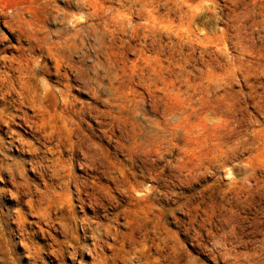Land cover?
<instances>
[{
    "label": "bare ground",
    "instance_id": "6f19581e",
    "mask_svg": "<svg viewBox=\"0 0 264 264\" xmlns=\"http://www.w3.org/2000/svg\"><path fill=\"white\" fill-rule=\"evenodd\" d=\"M54 2H55L54 0H13V1L0 0V26H1V20H2V23H4V25L7 28L5 30V29H2L0 27V54L7 52V50L12 51L10 54L9 53L8 54H2L0 56V99H1L2 103H4V104L8 103L9 104L10 101H12V100H10V97H11L13 100H15L14 102L16 103V106H18V108H16L15 110L18 111V113H22L21 115H14L10 112L7 113L9 106L5 105V107L3 109L4 110L3 113L6 112L5 116L7 118H4L3 122L1 121L2 118H0V127L3 125H7L8 127H10V125L13 126V125H15V123L13 122L14 119L18 118L24 124H26L29 127V129H31V131H32L31 134L34 138V141L29 140V139H25L19 133H17V131H15V132L9 131L12 133L10 135L11 138H10V140H6V141H8L11 145L14 144L16 147H19L20 149H24L25 153L30 154L33 159H31L29 157L31 159L30 165H32V166L29 167L28 169L32 168V170H35L38 173V175L44 179V185H45L44 189L45 190H42L43 189L42 185H41L42 189H38L37 185H35V189L38 191V194L40 195V197L38 199L34 198L35 200L32 201L34 204H38L37 206H35V205L31 206V208L35 209V210H33V212L36 211L39 214V216L37 214V217H39V218L40 217L41 218L42 217L47 218L46 219L47 223L50 220L52 221L53 219H55V218H53V216H55V217L58 216L57 214L52 215L54 212L51 214V211H54V210H52L53 208H56V210H58V212L61 213V215L59 214L60 216L57 217V219H58L57 224L59 227L58 226H56V227L62 228V231H65V234L67 236V237L66 236L65 237L68 239V241L71 244H67L69 242H67V243L64 242V240L66 238L61 242L62 244L57 249H55V251H54V255H55L54 261L56 260L55 261L56 263H53V264H64L63 258L66 256V253H67L66 248L72 249L71 250L72 252L70 250L69 251L71 252L72 256H76V257L82 255L84 251H87L93 257V262L92 261L89 262V263L92 262L91 264H115V262H116L115 260L123 257V253H124V256H126L128 254H131V255L134 254L135 257H140V254H143V255L146 254L148 257H150L152 254L150 255L148 252H150L149 250H151V248H153L156 250L157 253H159V255H157V256L152 255V260L150 261V264H167L168 263L167 261L169 260V258H171L169 254H173L174 251L177 249V246L175 245L174 242H172L174 244H171V245H174L175 248H173V246L172 247L169 246L170 241H168L169 240L168 238H167L168 240H166L167 234L165 237H163L164 234H159L160 233L159 232L160 228H159L158 232L155 235H153L154 238H151V236H152V234H154L156 232L155 231L156 229L154 230V233L152 231V234H150L151 236L149 234L145 235V233L142 236L140 234L141 231L139 232V237L136 236L138 229L142 230V229L138 228V227H140V225H143L142 223H140L142 221V219L149 218V217H151V215L150 216L148 215L149 217H147V216L145 217L143 215V213L145 214V212H143V213H141V212L146 211V210H144V208H141L142 211L140 210L141 211L140 213L144 216V218L140 217L141 219H140L139 223H137L138 221H135L136 217L134 218V215L137 212H135V214H134V210H136V206L138 204H136V206H134V204L137 203L136 201L140 202L142 200L145 201V200L151 199L155 195V193L157 192V188H158L157 187L158 184L157 185L152 184L153 185L152 187L148 186L149 187V188L147 187L148 190H145V188H143L144 187L143 183L141 182L143 180H140L139 177L143 176L147 181L153 180L155 183H159L158 181L160 180L159 176H160L161 171L162 170L165 171V169H167V170H173L174 171V173L172 172L173 177L171 176L174 179V181L176 180L177 182L183 183V184H191L192 182H195V181L197 182L198 180H200L204 174L206 175L207 172L206 173H204V172L207 170H204V162L202 161V158H201V146L203 143L204 134L201 131V129H199L200 125L198 126L197 123H194V122H198V121H193L192 119H193V117L198 115V107H197L198 103L205 101V98L208 101H213V99L215 98V93H216V92H214L215 89L213 88L215 86L210 84L209 81H207L208 79L204 76L207 79L206 80L207 84L208 83L209 84H208V86H207V84L205 85V86H207V89H205L203 87L205 89V90L203 89L204 90L203 92L206 91L205 95H201L199 97H197L196 92H190V91L187 92L188 90L185 91L182 89H177V86H176L175 87L176 89L174 88L175 91L177 90V94L175 93L176 97L172 98V99L169 98V100L167 102V104H168L167 106H161V104H160V102L164 100V97L154 94L153 96H154V98H156L157 103L152 106V109L150 111L154 116L153 117L147 116V112H145V110H143L140 106L141 100L139 98H137L138 95L136 96V94H134V92L123 93L120 90L119 86L117 85L120 77H122L120 59H125V57H126L125 55L127 54V52H131V53L136 52L137 53L138 50L140 49V47L138 49V45H137V41L139 40L141 42V49L143 47L144 51L154 49V52L156 53L155 56H157V58L155 57L157 63L156 62L155 63L157 65H159L158 69L160 72V78H162V80L164 79L163 82L165 85H166V76L165 75L167 74L166 73L167 68L170 69V71H172V70L175 71L174 70L175 68L173 69V66L176 65V68L178 67V69H179V71H177V72L180 73V75H181L182 72L185 71L184 65H186V63L188 61L190 62L189 57L190 56L192 57L195 54V53L190 54V56H189L188 52L187 53H185L186 51L182 52L183 51V45H186V44L192 45L193 41L196 40L194 38V36L195 35L198 36V34L196 33L197 30L193 29L195 26L192 28V24H190L193 21L192 19H194L193 17L190 16L191 15L190 13H192V15L194 13H196L197 9H198L197 7H201V4H199V3L197 4L196 11H195V8L188 10L192 6V4H193L192 7H195V3H193L192 0H65L66 7H64V8H60V7L55 8ZM52 10H55L58 12V14H56L55 16L56 17L59 16L61 18L62 22L69 21L71 23L72 16L75 15L74 17H76L77 13H79L80 16L83 17L84 20L83 19L80 20L81 17L78 15L79 18L76 17L74 19H79V20H77V21L75 20L76 22L72 21V22H74V24L71 23L72 24L71 28L67 29L65 27V28H61V29L51 30L52 28L51 29L47 28L45 21H47L51 17V14H52L51 11ZM190 11H193V12H190ZM82 13L85 16H83ZM187 15L190 18L187 17ZM138 17H143L145 19V21H142V22L136 21L138 19ZM187 18L191 19V22ZM177 19L180 20V21H178L180 23V25L177 24V26H178V28H177L176 25L174 24L175 25L174 29L177 28L175 30L173 29L170 31H165L163 27H162V29L159 27L160 23L163 22V23H165L164 27L167 26L166 28L170 29L171 28L170 26H172V24L175 23V20H177ZM68 23H67V25H68ZM186 24H189V25H187V27L183 28L182 26H185ZM193 24H194V22H193ZM47 25H48V23H47ZM77 26H81V27L78 28ZM228 28L229 27H227V30H228ZM164 38H169L168 39L169 42H168V40H166L165 44H164L163 43ZM198 43H201V42L198 41ZM203 44H204V42H203ZM203 44H201V45L203 46ZM166 47L168 49L167 54H166ZM175 47H177L178 50L180 48L182 49V51H180V52H182V54L180 52L179 53L182 56L181 58L183 61L182 60L181 61L183 63L185 62V64L181 63V61L179 60L176 62L174 61L175 64L172 65L174 57H177V56H174L175 55L174 53L176 51H178L175 49ZM205 47H204V49H200L201 50L200 53L201 52L203 53V51L205 49H206L205 51H207V46H205ZM188 48H191V47H188ZM36 50L42 52L43 54L39 55V56L35 55ZM209 50L210 49H208V51ZM194 51H196V50H194ZM213 51H215V50H213ZM176 53L179 54L178 52H176ZM190 53H192V52L190 51ZM253 53H252V55H253ZM187 54L189 57L187 56ZM164 55L166 57H163ZM215 55L213 54V56H215ZM47 57H49L54 63L53 68L55 70H54L53 74H55L57 76L56 80L53 82L54 84H52V82L49 83L45 79L42 80L40 77V76H42L43 73L51 74L49 72L50 71V66L48 65L49 63L47 64V62L45 61V58L47 59ZM210 57H212V55H210ZM178 58L180 59L179 55H178ZM89 59H91V61H92L91 65H89L87 63V60H89ZM141 59L143 60V58H141ZM175 59H177V58H175ZM192 59H195V58L192 57ZM125 60L127 62V59H125ZM196 60H197V58H196ZM128 61H130V60H128ZM192 61H195V60H192ZM197 61H200V60H197ZM191 63H189V64L191 65ZM137 64H139L138 61H137ZM157 65H155V66H157ZM134 66H136V64ZM134 66L132 65L131 70L134 71L135 73H137L140 70V67L142 65L139 66L138 71L135 70L136 68ZM154 69H156V67ZM178 69H176V70H178ZM142 70H144V69H141V71ZM186 70H188V69H186ZM141 71H140V73H141V75H143L142 72H144V71H142V72ZM212 71H214L213 68H212V70H210V72H212ZM159 72H158V74H159ZM177 72H176V74H178ZM193 72H195V71H193ZM193 72H192V74H193ZM189 73H191L190 70H189ZM212 73H211V75H212ZM186 74H187V76H189L188 72ZM196 74H199V73L196 72ZM196 74H194V75H196ZM200 74L203 75V73H201V72H200ZM211 75L209 73L208 76L210 77ZM177 76H179V74ZM183 76H186V75H183ZM141 77H140V79H141ZM204 77L202 78V81H203V79H205ZM188 78H190V76ZM195 78H196V80L198 79L197 76ZM178 79L180 80L181 76ZM212 79L214 80V76ZM178 81H177V83H180ZM210 82H213V81H210ZM155 84H156V82H155ZM175 85H176V83H175ZM179 87H181V85ZM73 90H76L79 93H81V92L88 93L89 98L82 99L78 95H75L73 93ZM23 107L31 108L33 113H31L29 115L30 112L28 110L27 111L29 113H27V111L25 113L24 109L22 110ZM146 111H147V109H146ZM0 112H2V111L0 110ZM2 115L3 114L1 113V116ZM86 118H90L91 120H94V122L97 124L98 127H93L91 124H88L86 122ZM228 129H229V127H228ZM228 129H226V130H228ZM115 131L117 132V134L113 133ZM228 133H230V132H228ZM224 135H225V133H224ZM105 137H109V138L113 139L114 151H111L109 148H107L103 144L102 140ZM254 137L258 138L256 136H254ZM253 140H254V138H253ZM253 140H252V144H253ZM185 141H187V142L185 143ZM214 141H215L214 137H212L211 135H207L206 142L209 145L213 144L212 145L213 148H214ZM247 141H248L247 143H249L250 139H248ZM255 141H256V139H255ZM36 142L40 143V146L36 145ZM52 142H54V143H52ZM49 143L54 144V146L50 147L48 145ZM219 143H220V141H219ZM239 143H237V144L241 146V144H239ZM243 143H246V142L242 141V144ZM188 144H190V145H188ZM187 145H188V147H187ZM238 145H237V147H238ZM247 145H245V146L247 147ZM43 146L45 148H47V152L51 153V154H56L57 152L62 153L63 151H67L71 155L75 156V153H80L83 161H79V163H80V165L84 166L88 175L83 176V178H80L78 176L79 174L76 176V175H73L71 172H69V173L66 172V171H70L71 167H69V164H72V161L74 160L75 157L74 158L70 157L68 160H66L60 156H57L54 159L52 158L51 165H49V164H47L48 166L43 165L42 164L43 162L39 160L40 158L36 159L38 157V155L41 153V147H43ZM215 146L219 150V152L214 153L212 158L209 160L210 166L215 165L216 163L221 162V161H222V163H227L228 159L230 160V157H229L230 153L229 152L231 149L233 150V148L235 146L231 148L232 145L230 146V144H228V143H226L224 145L223 144L217 145L215 143ZM248 146L250 147V145H248ZM246 147H244V148H246ZM5 148H6L5 142H3V140H0V150L1 149L5 150ZM188 148H190V149L188 150ZM240 148H238V150ZM234 150H237V148L235 147ZM119 151L124 153V155H125L124 159H120L116 155L117 152H119ZM6 152H7V150H6ZM238 152L240 153V151H238ZM1 153H3V152H1ZM234 153H236V152H233L232 157H234V155H235ZM5 158H6V154H3V158L2 159L0 158V160L3 162V159H5ZM29 158H28V162L30 163ZM8 159H10V158H8ZM48 163H50V162H48ZM159 163L160 164L163 163V164L159 166L158 165ZM222 166L224 167L225 165H222ZM50 167L52 168L51 169V177L58 178L61 181L60 186L61 185L62 186H68L69 184H73L75 186L77 198H78L79 202L81 203V208H84L85 206L90 207V209L93 212L92 215H88L85 211H83V215H81L80 217H77L74 213L77 211V209L75 211V207L73 204L70 203L71 201L69 199L70 198L69 196L72 193L69 194L71 191L70 192L68 191L69 195L67 193H65L63 191L65 188L63 189L62 186H61L62 191L59 189L58 190L60 191V194L62 192H64V195L67 194L66 196L68 198L63 195L64 197L67 198V200H68V201L66 200L67 203L65 201H62L61 199H60V201H62V202H59L58 201L59 199L57 200V196H58L57 193H59V191H57L56 195H54V196H53V194L51 195V193L55 194V192H54L55 190L53 191V189H51V188H53L54 184L51 185L52 187H50V184L47 182L48 180L46 181V178L48 176L47 171L50 169ZM212 167H214V166H212ZM4 168H6L7 171H9L8 172L9 176H10L9 179H10L11 183L13 184V186L15 187V188L14 187L13 188L16 189V191L18 193V196L16 194H14L15 196H17V202L18 203H21V201L23 199V195L25 197V194L29 193V194H31V196L35 195V194L33 195V193H30L31 192V188H30L31 186L30 185H32V184H31L30 179L25 174L26 173L25 171L27 169H25V161L24 160H17V159L13 158V159H11V162H5L4 161V163H0V170H2ZM61 171H63V173H61ZM89 171H90V173H88ZM27 173H28V171H27ZM148 174L154 175V177L147 176ZM49 175H50V173H49ZM167 175H170V174H167ZM48 178H50V176ZM162 178L163 177H161V181H163ZM34 181L35 180L33 178V182ZM41 182H43V181H41ZM57 182H58V180H57ZM154 182H152V183H154ZM260 182H261V179L258 177V175L256 173L245 172V176L242 179L234 182V187L230 188V190H224V191L219 190L220 191L219 193H221L222 199H225L224 197L230 193L231 195H228V196H232V197H228V198H233L236 200H239V199L243 200L242 199L243 197L246 198L247 196L255 195L254 193H257V194L261 193L262 188L260 186ZM173 183H172V185H173ZM38 184L40 186L41 183H38ZM166 184H168V183H166ZM144 185H146V184H144ZM174 185H175V183H174ZM33 188H34V186H33ZM57 188H59V185ZM57 188H55V189H57ZM68 189L69 188L67 187V190ZM138 190L141 191V193L137 194L136 192ZM164 190H166V189H164ZM164 190L158 191V192L161 193V192H164ZM167 190H169V188ZM11 192H12V190H11ZM72 192H73V190H72ZM169 192H170V190H169ZM13 193H15V192L13 191ZM115 193H118V194L120 193V194L125 195V200H122L120 198L121 196L118 197ZM213 193H212V195H213ZM38 194H37V197H38ZM162 194L166 195L164 193H162ZM191 194H189V195H191ZM173 195H175V193H173ZM180 195L182 196V194H180ZM59 196H58V198H59ZM53 197H55V198H53ZM29 198H31V197H29ZM155 198H157V197H155ZM211 198H213V197H211ZM228 198H226V201L229 200ZM31 199H33V198H31ZM123 199H124V197H123ZM258 199H260V198H258ZM177 200H178V198H177ZM178 201H180V200H178ZM195 201H193V202H195ZM219 201L217 200L216 203H218ZM228 202H232V199ZM246 202L247 201H245L244 204ZM23 203H24V201H23ZM186 203L188 204V202H186ZM221 203H222V201H221ZM249 203H251V202H249ZM40 204H44V205H40ZM146 204H150V202H148ZM189 204H188V208H189ZM238 204L239 203L237 202V205ZM251 204L254 205V203H251ZM258 204H259V202H258ZM21 205H22V203H21ZM209 205H210V203H209ZM219 205H220V203H219ZM223 205H224V203H223ZM132 206H134L135 209L132 208ZM141 206H142V203H141ZM146 206H148V205H146ZM25 207H27V206H25ZM153 207H154V205H153ZM198 207H199V205H198ZM210 207H211V209H209V211H206L210 216H213V214L215 212L218 213V211L214 212V209H215V208H213L214 206L210 205ZM225 207H226V205H224V208ZM234 207H235V205H234ZM0 208H2V207H0ZM147 208H149V207H147ZM190 208L188 210L193 211V209H190ZM201 208H202V206H201ZM218 208H219V206H218ZM230 208L233 209L232 206ZM137 209L139 210L140 208H137ZM202 209H204V208H202ZM226 209H228V208H226ZM24 210L22 212L21 211L20 212L23 213ZM28 210H30V208ZM148 210L150 211V209H148ZM67 211H68V213H70L69 215H67ZM195 211L196 210L194 209L193 212H195ZM230 212L228 214L231 215L232 212L231 213ZM26 213H27V211H26ZM186 213H188V212H186ZM23 214L25 215V213H23ZM23 214L21 216H23ZM184 214H185V212H184ZM195 214H196V212H195ZM17 215H19V214H17ZM155 215L157 216L158 214L156 213ZM161 215H163V214H161ZM187 215H189V214H187ZM193 215L194 214L192 213V214H190V216H188V217H190V218H188L190 220V222L194 219ZM216 215H215V217H216ZM160 216H159V218H156V219L160 220ZM1 217H2V215H1ZM23 217H25V216H23ZM206 217H207V215H206ZM220 217H221L220 218V225L222 227L221 229L227 230L226 227L230 224L229 223L230 218L226 214H221V213H220ZM121 218H124L125 222H121L120 221ZM198 218H199V214H198ZM213 218H214V216H213ZM21 219H19V220H21ZM42 219H39V220H42ZM150 219L151 218H149V221H150ZM188 219H187V222H188ZM13 220L15 222V219H13ZM138 220H139V217H138ZM161 220H162V218H161ZM161 220H160V222H161ZM43 221H45V220H43ZM144 221L146 224V220H144ZM152 221H153V218H152ZM165 221H163V222L166 223L167 221L166 222ZM201 221H204V220H201ZM211 221H213V220H211ZM214 221H216V220H214ZM22 222H24V221H22ZM79 222L81 223L80 225L82 226V230H83L82 235L76 234V231H77L76 228H78ZM147 222H148V220H147ZM157 222H158V220H157ZM37 223H35V224H37ZM154 223H156V221ZM154 223H152V225L150 224V226H153ZM231 223H233V222H231ZM18 224H19V221H18ZM23 224H21V226ZM50 224H55V223H54V221H52V223H50ZM145 224H144V226H145ZM45 225H46V223H45ZM159 225H156V226H159ZM238 225H240V224H238ZM3 226H4V224H3ZM39 226H40V223H39ZM148 226H147V228L150 227V226L149 227ZM54 227H55V225H54ZM56 227H55V229H56ZM122 227H125L127 230L123 231ZM47 228L48 227H46L44 229H47ZM235 228H236V226H235ZM0 229H2V228H0ZM20 229L22 230L23 228L20 227L19 230ZM217 229H218V227H217ZM219 229H220V227H219ZM232 229L234 230V227ZM50 230H53V229H50ZM223 230H222V232H223ZM233 230H231V234H234L236 232ZM22 231L20 233H22ZM42 231L43 230L41 229V232ZM145 231L147 232L148 229ZM229 231H230V228L228 231L223 232L224 238L221 235H219L220 237H222L224 242L222 241V244H220V243H217V244H219V245H223V243L226 244L225 238L228 235ZM25 232L27 233L28 230L27 231L25 230ZM52 232H50L51 235H52ZM148 232L150 233V229ZM43 233H42V236L44 235ZM50 233H48V234H50ZM161 233H162V231H161ZM32 234H34V233H32ZM61 234H62V232H61ZM63 234H64V232H63ZM157 234H159V235H157ZM213 234H214V232H213ZM220 234H222V233H220ZM22 235H24V234H22ZM51 235H49V237ZM55 235L56 234H54L53 237H56ZM140 235H141V237H140ZM148 235L150 236V239H152L151 244L148 242V239H149ZM199 235L200 234H198V236ZM5 236H7V235H5ZM211 236H214V235L211 234ZM216 236L217 235H215V237ZM22 237H21V239H22ZM26 237H24V238H26ZM228 237H230V234ZM231 237H232V235H231ZM59 238L61 239V237H59ZM45 239H46V237H45ZM51 239H52V236H51ZM56 239L57 238H55L53 242H55ZM87 239L88 240L92 239V242L89 244L83 243V240H87ZM220 239H219V241L216 240V242H220ZM227 239H229V238H227ZM7 240H10V238ZM196 240H197V238H196ZM231 240L232 239H230V242H231ZM23 241L24 240H22L21 243H23ZM213 242H215V241H213ZM213 242H212V244H213ZM216 242L214 244H216ZM147 243H149V244H147ZM7 244H9V243L7 242ZM12 244H13V242H12ZM17 244H16V246H17ZM59 244L60 243H58V245ZM200 244H201V242H200ZM23 245H26V244L23 243ZM47 245H49V244H47ZM205 245H206V243H205ZM230 245H227V246H230ZM233 245H235V243ZM52 246H55V245H52ZM126 246H129V248L125 249ZM179 246L181 247L180 244H179ZM46 248H47V246H46ZM48 248H49V246H48ZM170 248H172V251L169 253L167 251V249H170ZM213 248H214V246H213ZM225 248L226 249H224V248H222V249H224L225 251L226 250L228 251L230 249L227 247H225ZM259 248H261V247H259ZM262 248H263V246H262ZM106 249L112 250V254L110 257H108L109 255H106V253H105ZM219 249H220V247H219ZM231 249H232V247H231ZM27 250L29 251L30 257L35 259V261H36V259H38V257H39L40 248H38L34 243H31L28 246ZM210 250H211V248H210ZM215 250H216V248H215ZM257 250H259V249H256L255 253H257ZM177 251H180V250H177ZM219 251H221V250H219ZM236 251L238 253V250H236ZM263 251H264V249H263ZM228 252H230V250ZM244 252H242V254ZM252 252H254V251L252 250ZM177 253H180V252H177ZM212 253H213V251H212ZM220 253L221 252H219V256H220ZM231 253H233V252H231ZM260 253L259 254L257 253V255L254 253L253 254L255 255V257L256 256L259 257L258 255H261ZM225 254H224V257H225ZM227 254H226V256H227ZM233 254H232V258L235 257L236 253H235V255H233ZM248 254H249L248 256H250L251 251L248 252ZM4 256H5V254H4ZM216 256H217V254H216ZM219 256L217 257L218 259H219ZM246 256H245V258L243 257L242 259L245 260L246 258H248ZM251 256H253V255H251ZM128 257H130V256H128ZM239 257H241V256H239ZM263 257H264V255H263ZM4 258H6V257H4ZM19 258L21 261V257H19ZM72 258H74V257H72ZM81 258H83V257H81ZM221 258H222V255H221ZM75 259H77V258H75ZM250 259H251V257H250ZM256 259L257 258H255V260ZM258 259H257V261L260 260V259L259 260ZM251 260H249V261H251ZM3 261H6V260H3ZM171 261H173V260L171 259ZM228 261L229 260H227V262ZM245 261L247 262V260H245ZM260 261H262V259ZM170 262L168 264H170ZM238 262H239V260H238ZM263 262H264V260H263ZM1 263L3 264V262H1ZM228 263H231V262H228ZM80 264H82V263H80ZM137 264H139V263H137ZM175 264H176V262H175ZM233 264H235V263H233Z\"/></svg>",
    "mask_w": 264,
    "mask_h": 264
},
{
    "label": "rangeland",
    "instance_id": "374dc122",
    "mask_svg": "<svg viewBox=\"0 0 264 264\" xmlns=\"http://www.w3.org/2000/svg\"><path fill=\"white\" fill-rule=\"evenodd\" d=\"M8 1H13V0H8ZM54 1H55L54 2L55 8L56 7H60V8L66 7L65 0H54ZM192 2L195 3V7H192L193 6V4H192V6H191L192 8L190 7L188 10L195 8V11H196L197 4L198 3L201 4V7H197L198 9H197V12L194 13L195 15L194 14L192 15V13H190L191 14L190 16L195 19V20L192 19L193 21L190 24H192V28L195 26L193 29L197 30L196 33L198 34V36H196V35L194 36V38L196 40L193 41L192 45L191 44L183 45V51L181 48H180L181 50L180 49L178 50L177 49L178 46L175 47V49L178 50V51H176V50L175 51L178 53L180 51H182V52L186 51L185 53L188 52L189 56H190V54L195 53L194 56H192L195 59H192V57L191 56L189 57L187 54V56L190 58L189 59L190 62L188 61L186 63V65H184L185 66L184 67L185 73L182 72V74L186 75V76H183L182 74L180 75V73L177 72V71H179V69H178V67L176 68V65L173 66V69L175 68L174 69L175 71H173V70L170 71V69L167 68L166 69L167 74L165 75L166 76V85H165L163 82L164 79L162 80V78H160V72L158 69L159 65L156 64L157 63V61H156L157 56H155L156 53L154 52V49L153 50L151 49L152 51L151 50L144 51L143 47L141 49V42L139 40H138L139 42L137 41V45H138V49L140 47L141 50L140 49L139 50L141 52L139 50L137 52L138 54L136 52H133V53L127 52L128 55L126 54L125 55L126 57L124 56L125 59H127V62L125 59H120L122 77H120L117 85L119 86L120 90L123 93L134 92V94H136V96L138 95L137 98H139L141 100L140 106L143 110H145V112H147V116H151V117L154 116L150 112L152 109V106L157 103L156 98H154L153 95L156 94V95L164 97V100L161 101L160 104H161V106H167L168 105L167 102H168L169 98L172 99V98L176 97V94H177V90L175 91L176 86H177V89H182L185 91L188 90L187 92H189V91L190 92H196L197 97H199L201 95H205L206 91L205 92H203V91L205 89H207V86L210 83L213 86H215L213 88L215 89L214 92H216L215 98L213 99V101H208L205 98V101L198 103V105H197L198 115H196L192 119L193 121H198L200 123L199 124L198 122H194V123H197L198 126L200 125L199 129H201V131L204 134V136H203L204 139H203V143L201 146V158H202V161L204 162V170H207L204 172V173L207 172L206 175L204 174L201 177V179L198 180L197 182L196 181L192 182L191 183L192 185L179 183L176 180L174 181V179L172 178L174 171L173 170H167V169H165V171L164 170L161 171L162 174L160 173V176H159L160 180L158 181L159 183H155L153 180L147 181L143 176L139 177L140 180H143L141 182L143 183L144 187L143 186L142 187L145 188V190H148V188L152 187L154 184L155 185L158 184L157 185L158 188H157V192L152 197L153 199L151 198L149 200L140 201L142 203V206H141V203L139 201H136L137 203L134 204V206H136V204H138L136 206V210H134L135 207L132 206V208H134L133 209L134 214H135V212H137L136 213L137 215L136 214H135L136 216L134 215V218L136 217L135 221H138L137 223H139V221L141 219L140 217L144 218V216L149 217L151 215V217H149V218H151L150 221H149V218L142 219V221L140 223H142L143 225H140V227H138L142 230L138 229L136 236L139 237L140 231H141L140 234L142 236L144 235V233H145V235H147V234L150 235V234H152V231L154 233V230L156 229L155 230L156 232L154 234H152V236L150 235L151 238H154L153 235H155L158 232V229L160 228L159 234H164L163 237H165L167 234L166 240L169 239L168 240V241H170L169 246H171V247L173 246V248H175L174 245H171L174 243L177 246V249L175 250L176 252L174 251V253H173L174 255L169 254L171 258H169V260L167 262L169 263L171 261V259L173 260L170 262V264H175V262H176V264H227L228 262H231L228 264H233V263H235V264L236 263L237 264H243V263L244 264H250V263L251 264H253V263L254 264H256V263L257 264H260V263L264 264V262H263V260H264L263 259L264 258L263 257V255H264V251H263V249H264V244H263L264 243V216H263L264 215V0H192ZM51 12H52L51 17L47 21H45L47 28H49V29L52 28L51 30L61 29V28H65V27L67 29L71 28V26H72L71 23L74 24V22L79 20V19H74V18H76V17L79 18V16H80V14L77 13L76 17H74L75 15L72 16L71 23L69 21L62 22V20L59 16H57V17L55 16L56 14H58L57 11L52 10ZM190 12H193V11H190ZM83 16H85V15L83 14ZM187 17H189V16L187 15ZM189 18H187V19H189ZM81 19H83V17H81L80 20ZM143 19H144L143 17H138V19L136 21H139V22L145 21V19L144 20ZM189 20L191 22V19H189ZM72 21H74V22H72ZM178 21H180V20H178V19L175 20V23H173L172 26H170L172 29L166 28L167 26L164 27L165 23H163V22H162L163 24L160 23L159 27L161 29L163 27L165 31H170V30L174 29L175 25L178 28L177 24L180 25V23ZM193 22H194V24H193ZM47 23L49 26L47 25ZM67 23H68V25H67ZM187 25H189V24H186L185 26H182V27L185 28V27H187ZM0 27L2 29H5V30L7 29L6 26L4 25V23H2V20H1V26ZM77 27L80 28L81 26H77ZM227 27H229L228 30H227ZM177 28H175V29H177ZM168 39L169 38H164L163 43L165 44V41ZM198 41H200L201 43H198ZM168 42H169V40H168ZM203 42H204V44H203ZM201 44H203V46ZM205 46H207V51H205L206 50L205 49L204 51L202 50L203 53L202 52L200 53V51H201L200 49H204ZM188 47H191V48H188ZM208 49H210V50L208 51ZM167 50L168 49L166 47V54H167ZM194 50H196V51H194ZM213 50H215V51H213ZM190 51L192 53H190ZM11 52H12L11 50H7V52L1 53L0 56L2 54H8V53L10 54ZM176 52L174 53L175 54L174 56H177V57H174L172 65L175 64L174 61L176 62V61L182 60V58H181L182 56L180 55V53L182 54V52H180L179 54H177ZM252 53H253V55H252ZM42 54L43 53L38 51V50L35 51V55H37V56L42 55ZM209 54L212 55L213 58L210 57ZM213 54L214 55L216 54V55L213 56ZM178 55L180 56V59L178 58ZM163 57H166V56L164 55ZM141 58H143V60ZM175 58H177V59H175ZM196 58H197V60H200V61H197ZM128 60H130V61H128ZM192 60H195V61H192ZM45 61L47 62V64L49 63L48 64L50 66L49 72L51 74L43 73L42 76H40V77L42 80L45 79L49 83L52 82V84H54L53 82L57 78V76L55 74H53V72L55 70L53 68L54 63L49 57H47V59L45 58ZM137 61L139 64H137ZM182 61H181V63H183ZM87 63L89 65H91V63H92L91 59L87 60ZM189 63H191V65ZM135 64L137 67L134 66ZM183 64H185V62ZM132 65L136 68L135 70H137V71L139 70L138 69L139 66L142 65L143 67L141 66L140 70L138 72L136 71L137 73H135L134 71L131 70ZM155 65H157V66H155ZM155 67H156V69H154ZM212 68L214 70V71H212L213 73L210 72V70H212ZM141 69H144V70H142L144 72H142ZM176 69H178V70H176ZM186 69H188V70H186ZM189 70L191 73H189ZM140 71L143 73V75H141ZM193 71H195V72H193ZM158 72H159V74H158ZM176 72L179 74V76H177L178 74H176ZM187 72H188V75L190 76V78H188L189 76H187V74H186ZM192 72H193V74H192ZM196 72H198L199 74H196ZM200 72L203 73V75L200 74ZM209 73H210V75L212 73V75L214 76V80L212 79L213 78L212 75L210 77L208 76ZM194 74H196V75H194ZM180 76H181V79L179 80L178 78ZM196 76L198 77L197 80L195 78ZM202 76L203 77L205 76L208 80L204 77L205 79H203V81H202V78H203ZM140 77H141V79H140ZM206 80L209 81L208 84H207ZM177 81L180 83H177ZM210 81H213V82H210ZM155 82H156V84H155ZM175 83H176V85H175ZM202 83L203 84L205 83V84L203 85ZM179 84L181 85V87H179L180 86ZM206 84H207V86H205ZM73 93L75 95H78L82 99L89 98V94L85 93V92L79 93L78 91L73 90ZM10 100H12V101H10L9 104L8 103L4 104V103H2V101L0 99V110L2 111V112H0V118H2L1 119L2 122H3L4 118H7L5 116L6 112L3 113L4 112L3 109H4L5 105L9 106L7 113L10 112L14 115H21L22 114V113H18V111L15 110L16 108H18V106H16V103L14 102L15 100H13L11 97H10ZM23 109H24L25 113L28 110L30 112L29 113L27 111V113H29V115L31 113H33L31 108L23 107L22 110ZM146 109H147V111H146ZM1 113L3 114L2 116H1ZM13 122L15 123V125H13V126L10 125V127H8L7 125H3L0 127V140H3V142H5V146H6L5 150H3V149L0 150V158L1 159L3 158V154H6V158L3 159V162L0 160V163H4V161L5 162H11V159H13V158L17 159V160H24L25 161V169H27L25 171L26 172L25 174L30 179L31 184H32V185H30L31 186L30 187L31 188L30 193H33V195L34 194L35 195L31 196V194L28 193L30 195L29 196L28 194H25V197L23 195V199L21 201L22 205H21V203H18L17 202L18 193H17L16 189H14L15 187L13 186V184L11 183V181L9 179L10 178L9 173H8L9 171H7L6 168H4L5 170L4 169L0 170V192H1L0 193L1 194L0 195V198H1L0 199V207H2V208H0V228L3 229V230L0 229V261L2 260L1 262H3V264H53V263H56L55 262L56 260L54 261L55 249H57L62 244L61 242L67 237L65 234V231H62V228L56 227V226H58L57 217L60 216L61 213H59L58 210H56V208H53L52 210H54V211H51V214L54 212L52 215L57 214L58 216H56V217L53 216V218H55V219L52 218L53 219L52 221H54L55 224H50V223H52L51 220H50L51 222L49 221L47 223V221H46L47 218H44V217H42L43 219L41 217L39 218V217H37L38 213L36 211H35L36 213L33 212V210H35V209L31 208V206H33V205L37 206L38 204H34L32 201L35 199H38L40 197V195L38 194V191L35 189V185H37L38 189L43 188L42 190H45L44 189V187H45L44 179L41 178L35 170H32V168L28 169L29 167L32 166V165H30L31 159H33L32 156L28 153H25L24 149H20L19 147H16L14 144H13L14 145L13 146L8 141H6V140H10V138H11L10 135L12 133L9 131H14V132L17 131V133H19L25 139H29V140L34 141V138L31 134L32 131H31V129H29V127L26 124H24L18 118H15ZM86 122L88 124H91L93 127H98L97 124L94 122V120H91L90 118H86ZM228 127H229V129H228ZM226 129H228V130H226ZM228 132H230V133H228ZM113 133L117 134L116 131ZM224 133H225V135H224ZM207 135H211L212 137L215 138L214 148L212 147L213 144L209 145L206 142ZM254 136H256L258 138H255ZM247 138L250 139L249 143H247L248 142ZM253 138H254V140H253ZM251 139L253 140V144H252ZM255 139H256V141H255ZM219 141H220V143H219ZM242 141H245L246 143L242 144ZM102 142L107 148H109L111 151H114L113 139H111L109 137H105L102 140ZM186 142L187 141H185V143ZM37 143L38 142H36V145L40 146V143H38V144ZM52 143H54V142H52ZM52 143H49L48 145L50 147L51 146L53 147L54 144H52ZM215 143L217 145H219V144L224 145V144L228 143V144H230V146L232 145L231 148L235 146L237 148V150L240 147H241L240 149L241 150L243 149V150L241 151L239 149L238 150V151H240V153H239L237 150H234L235 149V147H234L233 150L231 149L229 152L230 153V156H229L230 160L228 159V161H229V162L227 161L228 164L222 163V161H221V162L216 163L217 165L215 164V165L210 166L209 160L212 158L214 153L219 152V150L215 146ZM237 143L241 144V146L238 145ZM236 144L238 145V147ZM247 144L250 145V147ZM188 145H190V144H188ZM188 145H187V147H188ZM245 145H247V147ZM243 146L246 148H244ZM189 149L190 148H188V150ZM6 150H7V152H6ZM1 152H3V153H1ZM46 152H47V148H45L44 146L41 147V153L36 158V159L40 158L39 160L43 162V163L41 162L43 165H46V166H48L47 164L51 165L52 158L54 159L57 156H60L66 160H68L70 157H73V158L75 157L74 160L72 161V164H69V167H71L70 171H66V172L67 173L71 172L73 175H76V176L79 174L78 176L80 178H83V176L88 175L84 166L80 165V163H79V161H83L80 153H75V156H74V155H71L67 151H63L62 152L63 154L58 153V152L56 154H51V153H48V152L46 153ZM233 152H236V153H234L236 155V156L234 155V157H232ZM116 155L120 159H124V157H125L124 153H122L121 151L117 152ZM8 158H10V159H8ZM28 158L30 159V163L28 162ZM47 161L50 163H48ZM220 163L222 165H225V166L223 167ZM162 164L163 163H161V164L159 163L158 165L160 166ZM212 166H214V167H212ZM51 169L52 168L50 167V169L47 171L48 176L46 178V181L48 180L47 182L50 184V187H52L51 185L54 184L53 188H51V189H53V191L55 190L54 191L55 194L51 193V195L52 194H53V196L56 195L57 191H59V190L62 191L61 188L63 187V189L65 188L63 190L65 193L68 194L70 191L71 192L69 194L72 193L69 196L70 197L69 199L71 201L70 203L74 205L75 211L77 209V211L74 212L77 217H80L81 215H83V211H85L88 215H92L93 212L90 209V207L85 206L84 208H81V203L79 202V200L77 198L75 186L73 184H69L68 186H62L61 185L62 186L61 187L60 186L61 181L56 177H51ZM27 171H28V173H27ZM245 172H253V173H256L258 175V177L261 179V182H260V186L262 188L261 193L260 194L254 193L255 195H253V196L250 195V196H247L246 198L243 197L242 198L243 200L239 199L242 203L239 200H236L233 198H228V197H232V196H228V195H231L230 193L224 197L225 199H222V197H221L222 195L219 192L224 191V190H230V188L234 187V182L242 179L245 176ZM49 173H50V175H49ZM61 173H63V171H61ZM88 173H90V171ZM167 174H170V175H167ZM49 176H50V178H48ZM147 176L154 177V175H149V174ZM161 177H163L162 180L164 182L161 181ZM33 178L35 180L34 182H33ZM56 179L58 180V182ZM41 181H43V182H41ZM152 182H154V183H152ZM165 182L168 184H166ZM173 182L175 183V185ZM38 183H41L40 186ZM56 183L57 184L59 183L58 184L59 188H57L58 185ZM172 183H173V185H172ZM144 184H146V185H144ZM33 186H34V188H33ZM67 187L69 188L68 190H67ZM55 188H57V189H55ZM168 188H169L170 192H169V190H167ZM164 189H166V190H164ZM11 190H12V192H11ZM72 190H73V192H72ZM162 190H164V192H161V193L158 192V191H162ZM214 190L216 192L217 191L218 192L216 193ZM13 191L15 193H13ZM64 192L61 193L62 195L60 194V191H59V193H57L58 196L60 195L59 198L57 196V200L59 199L58 200L59 202L65 201L67 203L68 197L66 196L67 194L64 195ZM136 193L139 194V193H141V191L138 190ZM162 193H164L166 195H163ZM173 193H175V195H173ZM212 193L214 196L212 195ZM14 194H16L17 196H15ZM37 194H38V197H37ZM115 194L118 197L121 196L120 198L122 200H125V195L120 194V193L119 194L115 193ZM180 194H182V196ZM189 194H191V195H189ZM63 195L66 196L67 198L64 197ZM29 197H31L33 199H31ZM123 197H124V199H123ZM155 197H157V198H155ZM211 197H213V198H211ZM53 198H55V197H53ZM177 198L180 201H178ZM215 198L218 201L219 200L220 201L218 203H216L217 200ZM226 198H228L229 200L226 201ZM258 198H260V199H258ZM60 199L62 201H60ZM231 199H232V202H228ZM23 201H24V203H23ZM193 201H195V202H193ZM221 201H222V203H221ZM236 201L240 205L239 204L237 205ZM245 201H247V202L244 204ZM148 202H150V204H146ZM186 202H188V204L190 203L189 208L192 205L193 206L195 205L198 208L197 209L195 206L194 207L192 206L190 208V209H193V211L195 209L196 214H195V212L188 210L189 208H188V204ZM249 202L254 203V205L249 203ZM258 202H259V204H258ZM27 203L28 204L30 203V204L28 205ZM182 203L183 204L185 203V204L183 205ZM209 203L211 206H214L213 207V208H215L214 212L218 211V213L215 212L213 214L214 218H213V216H210L206 212V211H209V209H211ZM219 203H220V205H219ZM223 203H224V205H226L225 208H224ZM44 204H40V205H44ZM197 204L199 205L200 208L198 207ZM146 205H148V206H146ZM153 205H154V207H153ZM234 205H235V207H234ZM25 206H27V207H25ZM201 206L204 209H202ZM218 206H219V208H218ZM231 206L233 207L234 210L230 208ZM147 207H149V208H147ZM29 208L31 211L28 210ZM137 208H140V209L138 210ZM141 208H144V210H146L148 213L146 211H142ZM226 208H228V209H226ZM148 209H150V211ZM23 210H24L23 213H25V215L23 213H21ZM26 211H27V213H26ZM201 211L202 212L204 211V212L202 213ZM140 212L141 213L145 212L146 215L143 213V215H144L143 216ZM184 212H185V214H184ZM186 212H188V213H186ZM229 212L231 213V215L228 214ZM154 213L155 214L157 213L158 215L156 216ZM192 213L194 214L193 218L195 220L193 219L190 222V220L188 219L190 217H188V216H190V214H192ZM220 213L226 214L230 218L229 219L230 224L228 223L229 227L228 226L226 227L227 230L221 229L222 227L220 225V218H221ZM17 214H19L20 216ZM22 214L27 219L25 217L21 216ZM69 214L70 213H68V211H67V215H69ZM161 214H163V215H161ZM187 214H189V215H187ZM198 214H199V218H198ZM1 215H2V217H1ZM206 215H207V217H206ZM215 215H216V217H215ZM38 216H39V214H38ZM159 216H160V220L162 218V220H161L162 223L160 222L159 219H156V218H159ZM138 217H139V220H138ZM152 218H153V221H152ZM13 219H15V222ZM19 219H21L24 222H22ZM39 219H42V220H39ZM187 219H188V222H187ZM43 220H45L46 222ZM144 220H146V224H145ZM147 220L149 223L147 222ZM157 220L159 223L157 222ZM201 220H204V221H201ZM211 220H213V221H211ZM214 220H216V221H214ZM18 221H19L20 225L18 224ZM36 221L37 222L39 221V222L37 223ZM120 221L125 222V219L121 218ZM155 221H156V223H154ZM163 221H165L166 223H164ZM44 222L46 223V225ZM231 222H233V223H231ZM35 223H37V224H35ZM39 223H40V226H39ZM152 223H154L153 226H150V224L152 225ZM3 224H4V226H3ZM21 224H23L24 226L23 225L21 226ZM47 224L48 225L50 224V225L48 226ZM80 224L81 223L79 222L78 228H76L77 229L76 234H78V235L83 234L82 226ZM144 224H145V226H144ZM238 224H240V225H238ZM54 225H55L57 230L55 229ZM146 225L147 226L149 225L150 227L148 226L149 228H147ZM156 225H159V226H156ZM234 225L236 226V228ZM18 227L23 228L22 229L23 231L20 229L22 231V233H20L21 231L19 230ZM39 227L43 230L42 232H41V229ZM43 227L44 228L48 227L49 229L48 228L44 229ZM217 227H218V229H217ZM219 227H220V229H219ZM231 227L232 228L234 227V230ZM229 228H230V231L228 232V235L225 238L226 244H224V243H223V245L217 244V243L222 244V241L224 242V240L222 239L223 232L228 231ZM50 229H53L54 231L50 230ZM147 229H148V231L150 229V233L148 231H147L148 233L145 231ZM25 230L26 231L28 230V232L26 233ZM122 230L125 231L127 229L125 227H122ZM222 230H223V232H222ZM231 230L236 231V232L235 233L233 232L234 234H231ZM161 231H162V233H161ZM50 232H52V235ZM61 232H62V234H61ZM63 232L65 235L63 234ZM213 232H214V234H213ZM32 233H34V234H32ZM42 233L44 234L43 236H42ZM48 233H50V234H48ZM210 233L214 236H211ZM220 233H222V234H220ZM22 234H24V235L26 234V235L24 236ZM54 234H56L55 235L56 237H53ZM159 234H157V235H159ZM198 234H200V235L198 236ZM229 234H230V237H228ZM5 235H7V236H5ZM49 235L52 236L53 240L51 239V236L49 237ZM57 235L59 237H61V239ZM141 235H140V237H141ZM149 235H148V238H149L148 242L151 244L152 239H150ZM215 235H217V236L215 237ZM219 235H221L222 237H220ZM231 235H232V237H231ZM21 237H22V239H21ZM24 237H26V238H24ZM45 237H46V239H45ZM9 238L13 242V244L10 240H7ZM55 238H57L56 239L57 242L55 241L56 243L53 242ZM196 238L199 242L196 240ZM227 238H229V239H227ZM219 239H220V242H216V240L219 241ZM230 239H232L231 242H230ZM22 240L25 241V242L23 241V243H25L26 245H23V243H21ZM65 240H64L65 243L69 242L67 238ZM213 241H215L217 245L214 244L215 242H213ZM232 241L233 242L235 241L234 242L235 245H233L234 243ZM7 242L9 244H7ZM91 242H92V239L83 240V243L89 244ZM172 242H174V243H172ZM200 242H201V244H200ZM212 242H213V244H212ZM31 243H34L38 248H40L39 257H38V259H36V261H35V259L30 257L29 251L27 250L28 246ZM58 243H60V244L58 245ZM149 243H147V244H149ZM205 243H206V245H205ZM16 244H17V246H16ZM47 244H49V245H47ZM67 244H71V243L69 242ZM179 244L181 245V247L179 246ZM52 245H55V246H52ZM212 245L214 246V248ZM227 245H230V246H227ZM46 246H47V248H46ZM48 246H49V248H48ZM262 246H263V248H262ZM219 247H220V249H219ZM221 247L224 249H226L225 247L230 248L229 249L230 252H228L229 250L228 251L226 250L227 251L226 252ZM231 247H232V249H231ZM259 247H261V248H259ZM128 248H129V246H126L125 249H128ZM210 248L213 251V253L210 250ZM215 248L217 251L215 250ZM256 249H259V250H257L258 254L261 252L260 253L261 255H258L259 257L261 256L260 258L257 256L255 257V255H254V254L257 255V253H255ZM66 250H67V253H66V256L63 258L64 261L62 260L64 264H68V263L69 264H72V263L73 264H80V263L91 264L93 262L92 255H90L87 251H84L82 255L76 257V256H72V254H71L72 249L66 248ZM177 250H180V251H177ZM219 250H221V251H219ZM236 250H238V253ZM252 250L254 252H252ZM149 251L150 252H148V253L150 255L151 254L153 256L159 255V253H157L156 250L153 248H151V250H149ZM167 251L170 253L172 251V248L167 249ZM250 251H251V255H253V256H251V255L248 256L250 254V253L248 254V252H250ZM177 252H180V253H177ZM219 252H221L220 256H219ZM224 252L226 254L228 253L227 256ZM231 252H233L234 254ZM242 252H244L245 254L244 253L242 254ZM105 253H106V255H109L108 257H110L112 254V250L106 249ZM235 253L237 256L235 255ZM4 254H5V256H4ZM216 254H217V256H216ZM224 254H225V257H224ZM232 254L235 255L234 258H232ZM152 255L150 256L151 258L148 257L146 254H144V255L140 254V257H135L134 254H132V255L128 254V255L124 256V253H123V257L120 258L121 260L116 259L115 264H125V263L126 264H137V263H139V264H147V263L150 264V261L152 260ZM221 255H222V258L224 260L221 258ZM244 255L245 256L247 255L246 257H248L245 259V260H247V262L244 259H242L243 257L245 258ZM128 256H130V257H128ZM218 256H219V259L217 258ZM239 256H241V257H239ZM4 257H6V258H4ZM19 257H21V261H20ZM72 257H74V258H72ZM81 257H83V258H81ZM250 257H251V259L252 258L253 259L251 260ZM75 258H77V259H75ZM255 258H257V259L259 258L260 260L262 259V261H260L259 259H258L259 261H257V259L255 260ZM248 259L251 261H249ZM3 260H6V261H3ZM227 260H229V261L227 262ZM238 260H239V262H238ZM90 261H92V262L89 263Z\"/></svg>",
    "mask_w": 264,
    "mask_h": 264
}]
</instances>
